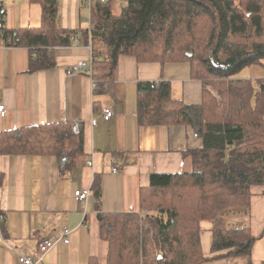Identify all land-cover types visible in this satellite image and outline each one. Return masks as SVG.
Masks as SVG:
<instances>
[{"label": "trees", "instance_id": "obj_1", "mask_svg": "<svg viewBox=\"0 0 264 264\" xmlns=\"http://www.w3.org/2000/svg\"><path fill=\"white\" fill-rule=\"evenodd\" d=\"M30 1L41 7V25L4 28L0 38L31 49V72L53 68L54 48L72 45L76 36L92 49L95 95L113 94L123 55L139 63H188L191 78L203 84L202 102L194 105L174 98L169 81L138 83V123L190 126L202 147L188 152L192 171L152 173L137 210L99 213L106 264H203L251 256L256 237L250 224L231 226L228 214L238 210L250 217L252 187L264 186V77L236 78L247 67L264 66V0H127L117 11L115 0H97L90 26L79 29L59 25L58 0ZM0 155L52 156L65 176L85 162L84 123L2 131ZM92 191L100 200L97 178ZM203 220L212 222L211 256L202 248ZM88 264L99 263L91 258Z\"/></svg>", "mask_w": 264, "mask_h": 264}, {"label": "crops", "instance_id": "obj_2", "mask_svg": "<svg viewBox=\"0 0 264 264\" xmlns=\"http://www.w3.org/2000/svg\"><path fill=\"white\" fill-rule=\"evenodd\" d=\"M0 3L6 30L41 25L39 4L30 0ZM90 17L91 6L84 0H58L61 27L88 28ZM54 53L53 68L31 72V49L0 38V102L6 107V115H0V132L35 124L82 121L85 162L62 176L52 156L0 155V208L6 214L0 229V264H20L18 252L40 256L39 246L46 239L56 244L38 264H88L91 258L106 264L108 243L100 236L99 213L137 210L140 189L150 185L152 173L192 169L188 152L202 147V139L190 126H144L137 118L141 81H169L174 98L194 105L202 102L203 84L191 78L188 63H139L135 57L123 55L113 94L95 95L90 76H68L66 72L76 62H91V47L74 41L54 48ZM262 77L261 65L247 67L236 75L243 79ZM105 108L113 110L112 119H104ZM90 159L93 166L87 164ZM96 178L101 184L100 200L92 191ZM77 190H89L90 194L79 201ZM252 192L250 217L238 210L228 217L233 218L231 226L250 224L256 237L251 256H228L203 264L264 261V186H254ZM200 226L203 251L211 256L212 223L203 220ZM66 227L72 230L69 243L61 240Z\"/></svg>", "mask_w": 264, "mask_h": 264}, {"label": "built area", "instance_id": "obj_3", "mask_svg": "<svg viewBox=\"0 0 264 264\" xmlns=\"http://www.w3.org/2000/svg\"><path fill=\"white\" fill-rule=\"evenodd\" d=\"M85 2H87L89 4V6L92 7V4L95 2V0H84ZM101 3L105 2L106 0H99ZM0 8L1 7V3H0ZM2 16H0V32L4 29V24L2 21ZM73 39L76 41L78 38L75 36L73 37ZM92 60L91 62H85V61H79L76 62L73 65H70L66 72L68 74V76H71L74 73H83L86 74L88 76L91 75L92 72ZM91 77V76H90ZM92 84H93V88L96 87L95 83L92 80ZM0 115L1 116H5L6 115V107L3 103L0 102ZM114 116V112L113 110H111L110 108H105L103 111V117L105 120H110L112 119ZM87 164L89 166H93V160L90 159L88 160ZM114 171H117L116 169H114ZM90 194L89 190H77L75 192V196L79 201H84L88 198ZM144 211L140 212V216L142 218L146 217V213H143ZM6 220V214L5 212L0 208V229L2 230V224L5 222ZM72 233V230L69 227L64 228V233L63 236L61 238V240H63L64 243H69L70 242V235ZM56 242L52 241L51 239H46L44 240L40 246H39V253L40 256H30L26 253L23 252H18V261L20 264H38L40 262V258L42 255H44L45 253L49 252L54 246H55Z\"/></svg>", "mask_w": 264, "mask_h": 264}, {"label": "rangeland", "instance_id": "obj_4", "mask_svg": "<svg viewBox=\"0 0 264 264\" xmlns=\"http://www.w3.org/2000/svg\"><path fill=\"white\" fill-rule=\"evenodd\" d=\"M127 2V0H115V2H114V9L117 11L118 9H119V7H121V5H124L125 3ZM193 169V168H192ZM192 169L190 168V169H188V170H186V171H192ZM142 212V211H141ZM240 212V211H239ZM143 213H147V211L146 210H144V212ZM230 214V213H229ZM229 214H228V217H229ZM228 222L230 223V225H232V223H233V218L232 219H230V220H228ZM209 223H210V221H209ZM212 223V222H211Z\"/></svg>", "mask_w": 264, "mask_h": 264}]
</instances>
